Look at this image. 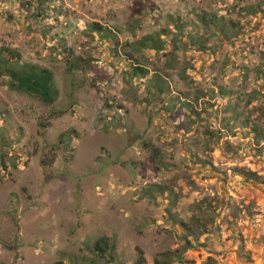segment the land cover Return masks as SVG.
<instances>
[{
	"label": "rangeland",
	"instance_id": "rangeland-1",
	"mask_svg": "<svg viewBox=\"0 0 264 264\" xmlns=\"http://www.w3.org/2000/svg\"><path fill=\"white\" fill-rule=\"evenodd\" d=\"M7 62L58 97L0 75V264H264V0H0Z\"/></svg>",
	"mask_w": 264,
	"mask_h": 264
},
{
	"label": "trees",
	"instance_id": "trees-1",
	"mask_svg": "<svg viewBox=\"0 0 264 264\" xmlns=\"http://www.w3.org/2000/svg\"><path fill=\"white\" fill-rule=\"evenodd\" d=\"M36 15H38V12ZM97 28L99 30L101 29L99 26ZM149 41L153 43H149ZM138 44L142 46L150 45L152 48L157 49H159L161 45L159 40L154 41L151 36L143 37L141 40H139ZM5 51L11 58L18 57V53L13 50L7 49ZM71 65L75 67L78 65V62L76 65L73 63H71ZM146 72L147 70L140 66H134L133 68L134 76L146 75ZM0 75H6L8 77L6 85L10 90L34 96L45 105H52L57 100L58 89L55 85L54 73L47 67L28 62H16L15 65L7 62L2 67H0ZM158 87H160L159 84ZM60 114H62V112H59L57 115ZM70 133L71 131H65L61 133L59 135V141L61 143L66 141L69 138ZM244 173L247 177L253 180L258 179V176L257 174H255V172L245 171ZM179 224L189 232L193 231L192 225L182 220L179 221ZM199 228H201V225H199ZM192 245V242H190L189 240H185V247H191ZM112 248L113 244L109 245L108 239L105 237L99 238L94 243V251L98 252L101 255L110 256ZM175 254L176 253L173 252H163L161 254V257H163V259L155 258L150 261V264H181L185 261L183 258V254L179 253L177 256ZM175 256L176 258H174ZM174 259H177V261H173ZM145 260L146 258L140 256L139 259L132 264H149V262L147 261L148 263H146Z\"/></svg>",
	"mask_w": 264,
	"mask_h": 264
}]
</instances>
